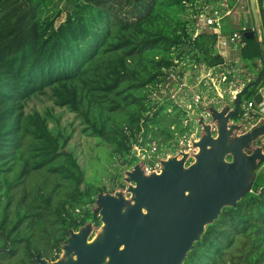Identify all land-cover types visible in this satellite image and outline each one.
Masks as SVG:
<instances>
[{"label":"trees","instance_id":"1","mask_svg":"<svg viewBox=\"0 0 264 264\" xmlns=\"http://www.w3.org/2000/svg\"><path fill=\"white\" fill-rule=\"evenodd\" d=\"M195 3L0 0V264L57 260L72 231L100 224L93 204L106 191L84 180L63 149L68 137L48 126V111H26L28 100L48 91L54 105L82 118L85 134L133 164L134 143L185 131L182 108L151 98L173 59L223 62L216 33L195 32ZM244 42L245 79L260 70L255 30ZM182 264H264V170L255 169L250 189L206 224Z\"/></svg>","mask_w":264,"mask_h":264},{"label":"water","instance_id":"2","mask_svg":"<svg viewBox=\"0 0 264 264\" xmlns=\"http://www.w3.org/2000/svg\"><path fill=\"white\" fill-rule=\"evenodd\" d=\"M250 18L259 24L255 0H248ZM251 34V32H249ZM246 34V33H245ZM260 70L236 94L233 109L207 107L210 120L215 124L212 134L210 123L199 117L201 134L192 145L197 147L193 160L180 151L160 160L159 172H128L127 180H136L129 189L135 195L130 206L124 199L102 195L100 220L104 222L103 235L85 247L84 233L72 231L66 251L74 250L75 258L50 261L37 257L38 264H182L188 251L204 231L206 224L215 220L221 208L232 205L251 187L247 181L255 159H264L260 149L245 154L242 149L264 133V126L235 135L239 125L229 124V118L239 112L241 97L249 87L256 85L264 74V56L257 39ZM230 157V161L226 160ZM180 156V157H179ZM102 194V193H101ZM98 194L97 196H101ZM145 210V212L143 211ZM124 247L121 250V247ZM62 247V249H63ZM76 260V261H75Z\"/></svg>","mask_w":264,"mask_h":264},{"label":"rangeland","instance_id":"3","mask_svg":"<svg viewBox=\"0 0 264 264\" xmlns=\"http://www.w3.org/2000/svg\"><path fill=\"white\" fill-rule=\"evenodd\" d=\"M255 3L257 4V0H255ZM67 4L68 3H66V5ZM226 6H228V8H232L231 15H233L234 17H238V19L235 21L234 24H230L226 28L224 26V30L226 32L229 33L234 29L247 25V20L244 11L247 12L248 10H250L248 0H229V1L228 0H196L195 5L190 7L192 9L193 8L196 9V12L198 11V13H194L195 10H193V12L192 10L189 11L191 17L193 18V23H194L193 26L195 30L202 26L200 24V21L198 22V20H200L201 18L200 12L203 11L204 13H206L207 10H210L212 8L222 9ZM258 13H260L259 8H258ZM184 17H188V15ZM60 19H62V16L60 17ZM196 31L197 32L206 31V29L203 28L200 30L198 29ZM260 47L264 55V42L260 44ZM230 57L235 58L236 54L232 53ZM240 62L244 63V61H240ZM257 64L259 65V60L257 61ZM238 65L239 64H237V66ZM245 67L247 69L246 71H248V67L247 66ZM255 75L256 74L248 72V76L250 77V79L253 78ZM193 78H194L193 76L192 78H188L187 80L188 86L192 84ZM254 86H251L248 89L250 95L252 91L254 92L256 90V87ZM192 90L194 89L188 88L187 90L182 91L180 96L190 99L191 96L190 92ZM172 92H173V87L170 88V93ZM153 93L154 95L158 94V92L156 91H154ZM246 94H243L241 97V103H240L241 106L242 104H244L245 100L247 99ZM230 105L232 106V104ZM210 106L213 108L218 107V105L216 104H211ZM170 109L171 108H168V111H170ZM31 110H38L40 112L48 111L50 114V118H48V126L55 132L58 131L61 132L63 134V137H68V140L65 143L63 149L72 152L74 156L77 158V161L83 170L84 180L105 185L106 191L102 193L101 196H97L93 204V209L98 212L99 217L101 216L100 211L103 208L102 200H101L102 195L109 194L116 198H119V196H121L124 199V207H128L132 204L135 195L131 192L129 187L136 186V180L135 179L132 181L127 180L128 172L133 171L135 169L137 173L136 178H138L139 177L138 175H140V173H145L144 171L145 165L155 164L156 159L151 157L150 152L149 153H146L147 151L135 152L136 155L140 157V159L137 158L136 161L129 166L125 165L124 163H122L120 157L116 155H112L110 153L109 146L106 143H104L103 140L97 139L92 136H88L82 131L84 124L81 117H79L75 112H72L65 107H59L54 105L50 97V93L48 91L45 94L35 95L28 100L26 105V111H31ZM189 115L190 116L192 115L191 112H189ZM185 119L186 117L184 115L181 118V121L183 123V127H186L185 128L186 132L184 131L182 135H179V133H177L175 135V138L173 137L172 139H169L166 142H163L160 137L155 138L151 141H146L149 143L150 148L148 146H145V148L148 150L151 149L152 146H155L156 149L158 148L161 149L163 152L162 154H160V158L161 157L165 158L168 153L170 154L175 152L176 150H178L180 146L183 147L184 149L189 148L191 143V137L192 136L196 137V139L199 138L201 134V130L195 127V124L198 123L197 116L194 119L192 118L191 120H188L192 126V128H189V130H187L188 126H190V124H188L189 122H187L186 125L184 124L186 123L188 116L187 119L186 120ZM231 120L235 122H242V118L240 117V115L237 114L232 115ZM171 127H174V125H171ZM263 138H264V134H260L255 139H253V141L250 143L249 148H243L242 151L245 154H250L255 149H260L261 148L260 144L262 141L261 139ZM171 147H173V150H171ZM194 148L188 150V152L191 153L192 155L198 149L197 147ZM131 154L133 153L131 152ZM226 158H227L226 160L230 161V157H228V155ZM192 160L193 158L191 157L186 164L190 163ZM259 163H261V165L258 168H256L259 165ZM255 169L257 172H261L264 170V159H260V158L255 159V165L251 169L250 174L247 177V181L251 184H252V174ZM103 227H104V222L100 220L99 225L87 223L80 231L78 232L75 231V232L84 233L85 239L88 240L87 242L93 244V241L100 240L102 238ZM73 258H75L74 250L66 251L65 247H63V249L60 252L59 258L55 261L62 262L64 260L67 261V259H73ZM48 262L50 263V261Z\"/></svg>","mask_w":264,"mask_h":264},{"label":"built area","instance_id":"4","mask_svg":"<svg viewBox=\"0 0 264 264\" xmlns=\"http://www.w3.org/2000/svg\"><path fill=\"white\" fill-rule=\"evenodd\" d=\"M230 9L231 8L226 6L222 9L212 8L207 10L206 13L203 11L200 12L201 18L198 22L200 21V24L203 27L199 24L201 27L196 29L200 30L204 28L207 32L216 33L215 49L223 57V62L215 66H206L203 63H188L186 60L183 61L174 58L173 64L165 70L167 73L166 80L151 90L152 99L158 102H164L165 100L171 101L185 111L186 119L188 116L186 123H184L185 125L189 122L188 120H191L192 118L194 119L197 116L198 123L195 124V127L201 130L199 117H203V122L210 123L213 135L216 132V127L210 120V113L207 107L211 104H216L218 105L217 109H221L224 106L228 107L227 111L233 109L234 99L237 92L251 80L249 76L245 77V79L243 78L247 69L245 67V61L244 63L240 62L243 61L240 56V50L245 44L244 32L249 28H252L256 32L259 45L264 42V0H261L260 3V13H258L259 24L257 26L247 20L248 15H250V10H248L247 12L244 11L247 25L234 29L229 33H224L222 31V20L229 14ZM232 53L236 54L235 58L230 57ZM237 64L239 65L237 66ZM189 66H191L192 69L189 68ZM259 66H261L260 60ZM192 76L194 77L192 84L188 86L187 80L188 78H192ZM171 87H173L172 93H170ZM188 88L194 89L190 92V99L180 96L182 91H185ZM154 91L158 92V94L154 95ZM255 95L256 97L246 99L242 106L239 104V112L237 115H240L242 122H235L231 120V117L229 118V124L235 123L236 125H239L238 129H234L235 135H241L250 132L255 127L264 126V74L261 80L256 84ZM230 104H232V106ZM189 112H191V116L189 115ZM188 124H190V126H188L187 130L192 128L191 123L189 122ZM172 129H174V127H172ZM177 133L182 135L184 132L181 133L177 130L174 131V138ZM197 139L192 136L191 143L192 140ZM261 140L260 150L264 153V138ZM138 141H141V139ZM191 143L189 148L184 149L180 146L175 152L168 153L165 158H160V154L162 153L157 152L155 146H152L151 149L147 150L145 146L150 148L148 142L145 145L140 144V142L134 143L131 152L139 159L140 157L136 155L135 152H150L151 157L156 159V163L145 165L144 171L145 173L153 171L159 172L161 168L160 160L166 159L170 155L178 154L182 150L188 152V150L194 148ZM188 154L189 158L187 161L192 157L191 153L188 152Z\"/></svg>","mask_w":264,"mask_h":264},{"label":"crops","instance_id":"5","mask_svg":"<svg viewBox=\"0 0 264 264\" xmlns=\"http://www.w3.org/2000/svg\"><path fill=\"white\" fill-rule=\"evenodd\" d=\"M230 5V4H229ZM258 8H259V6H258V4H257V10H258ZM250 9V8H249ZM231 12H232V8L230 9V12H229V14L228 15H226L224 18H223V20H222V31L224 30V26H225V28L226 27H228L230 24H234L235 23V21L238 19V17H234L233 15H231ZM246 16V15H245ZM227 17H229V18H227ZM247 20H249V21H251L252 22V20L249 18V19H247ZM253 23V22H252ZM254 25V24H253ZM224 33H228V32H226L225 30L223 31Z\"/></svg>","mask_w":264,"mask_h":264},{"label":"bare ground","instance_id":"6","mask_svg":"<svg viewBox=\"0 0 264 264\" xmlns=\"http://www.w3.org/2000/svg\"><path fill=\"white\" fill-rule=\"evenodd\" d=\"M143 211L145 212V210L143 209ZM84 245H85V247H88V246H92L93 244L92 243H89V242H84ZM121 250H123L124 249V247L122 246L121 248H120ZM76 259V258H75ZM76 261V260H75Z\"/></svg>","mask_w":264,"mask_h":264}]
</instances>
